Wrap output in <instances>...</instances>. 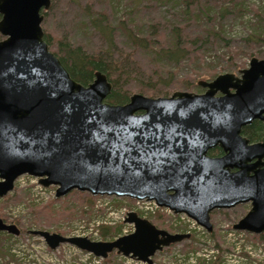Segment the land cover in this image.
Instances as JSON below:
<instances>
[{
	"label": "water",
	"instance_id": "obj_1",
	"mask_svg": "<svg viewBox=\"0 0 264 264\" xmlns=\"http://www.w3.org/2000/svg\"><path fill=\"white\" fill-rule=\"evenodd\" d=\"M51 0H0V197L28 174L55 196L71 190L154 200L212 230L210 212L250 201L233 229L264 231V142H249L241 127L264 120V59L252 57L240 76L198 81L203 93L166 97L139 93L123 104L96 70L76 81L43 38ZM219 92V95L216 93ZM220 147L222 156L208 150ZM133 231L112 240L30 230L50 248L68 243L105 258L116 251L146 264L164 246L189 237L157 228L128 212ZM0 230L18 234L0 217Z\"/></svg>",
	"mask_w": 264,
	"mask_h": 264
},
{
	"label": "rangeland",
	"instance_id": "obj_2",
	"mask_svg": "<svg viewBox=\"0 0 264 264\" xmlns=\"http://www.w3.org/2000/svg\"><path fill=\"white\" fill-rule=\"evenodd\" d=\"M46 11L40 25L57 57L63 53L61 41L107 58L129 55L136 71L121 80L129 96L203 93L206 88L198 81H211L222 73L240 76L252 57L264 59V0H51ZM99 12L106 13L112 28L111 47L89 21ZM176 29L178 44L187 50L177 64L157 55L176 43ZM134 32L146 40V46L132 41ZM55 189L42 186L38 177L22 174L0 197V217L20 228L18 234L0 232V264H146L115 254L94 257L69 244L50 249L42 237L27 233L43 229L111 240L133 231V224L125 221L128 212L170 233L189 234L155 252L154 264H264V231L254 234L232 228L250 209V201L213 209L208 231L185 213L157 207L153 201L78 190L56 197ZM106 226L116 228L115 232L103 236L100 229Z\"/></svg>",
	"mask_w": 264,
	"mask_h": 264
},
{
	"label": "trees",
	"instance_id": "obj_3",
	"mask_svg": "<svg viewBox=\"0 0 264 264\" xmlns=\"http://www.w3.org/2000/svg\"><path fill=\"white\" fill-rule=\"evenodd\" d=\"M46 10H43L42 13H46ZM89 21L94 26L99 34L106 39L108 47H111L113 39V31L109 25L106 13L99 12L96 15H90ZM178 30L175 31L176 43L168 48H162L158 50L157 55L166 58L167 60L173 61L175 64L179 62L181 58L185 55L187 50L183 49L178 43L180 42V36ZM44 40L48 44H51L50 36L47 33L43 34ZM132 41L137 42L141 46H146V40L144 38H139L137 34H132ZM62 54L58 57L66 67L72 78L80 82L83 85H86L92 81L94 77V72L99 70L103 72L107 78L112 83V89L109 95L106 97V101L113 104H122L128 101L129 94L127 93V88L121 80H128V76L132 77V74L135 73L133 67L134 62L131 60L128 54L121 53L119 58H107L104 54L99 53H85L81 47L69 46L65 41L60 42ZM169 58V59H168ZM171 74V73H170ZM120 80V83H119ZM140 81L142 79L140 78ZM143 83L146 85L147 80L144 79ZM242 133L247 136L250 140H264V122L259 120H254L249 125H246L242 128ZM101 234L103 236L109 234L110 232L114 233L116 228L113 229L110 226L101 228Z\"/></svg>",
	"mask_w": 264,
	"mask_h": 264
},
{
	"label": "flooded vegetation",
	"instance_id": "obj_4",
	"mask_svg": "<svg viewBox=\"0 0 264 264\" xmlns=\"http://www.w3.org/2000/svg\"><path fill=\"white\" fill-rule=\"evenodd\" d=\"M241 74V73H240ZM218 93V94H217ZM216 93V95H219L220 93L219 92H217ZM127 102V101H126ZM123 104V103H122ZM264 114V113H263ZM254 120H259V121H261V122H264V120H261V119H254ZM254 120H252V122L254 121ZM251 122V123H252ZM250 124V123H249ZM249 124H246V125H249ZM246 125H244V126H246ZM244 126H242L241 127V134H242V136H244V137H247V136H245L243 133H242V128L244 127ZM247 139L249 140V142H264V140H262V139H259V140H250L248 137H247ZM208 155L209 156H211V157H217V156H222L223 155V151H222V149L220 148V147H218V146H216V147H214V148H212V149H209L208 150ZM262 160H264V156H263V158H262ZM241 204V203H240ZM238 205V204H237ZM236 206V205H235ZM234 207V206H233ZM251 207V206H250ZM2 218V217H1ZM3 219V221L4 222H6V223H13V222H7L4 218H2ZM196 222V221H195ZM13 224H15V223H13ZM16 226H17V224H15ZM17 228H18V230H19V232L18 233H20V228L17 226ZM30 230H35V229H30ZM30 230H27V233H30L29 231ZM40 230H43V229H40ZM48 231V230H47ZM0 232H5V233H7V234H12V233H9L8 231H5V230H0ZM50 232V231H49ZM31 234V233H30ZM59 234H61V233H59ZM33 235V234H32ZM61 235H63V234H61ZM36 236H39V235H36ZM63 236H67V235H63ZM73 236H80V235H73ZM39 237H41V236H39ZM87 237V236H86ZM43 238V237H42ZM43 240H44V238H43ZM92 240H97V239H92ZM45 241V240H44ZM45 243H46V241H45ZM47 244V243H46ZM61 244H68V243H59L55 248H57L59 245H61ZM173 244V243H172ZM69 245H71V244H69ZM47 246L50 248V246L47 244ZM71 246H73L74 248H76L77 250H79V251H82V252H84V253H86V254H90L89 252H87V251H84V250H81V249H79V248H77L75 245H71ZM165 247V246H164ZM163 247V248H164ZM55 248H53V249H55ZM50 249H52V248H50ZM158 251V250H157ZM156 251V252H157ZM110 254H115V255H117V257H124V258H127L126 256H123V255H121V254H118L116 251H112V252H110V253H108V255L105 257V258H103V259H106ZM154 255V254H153ZM152 255V256H153ZM94 256V255H93ZM152 256H151V258H152ZM94 257H96V256H94ZM102 258V257H101ZM131 259H134V260H136V261H138L137 259H135V258H131Z\"/></svg>",
	"mask_w": 264,
	"mask_h": 264
},
{
	"label": "built area",
	"instance_id": "obj_5",
	"mask_svg": "<svg viewBox=\"0 0 264 264\" xmlns=\"http://www.w3.org/2000/svg\"><path fill=\"white\" fill-rule=\"evenodd\" d=\"M137 202H142V203H146L147 201H137Z\"/></svg>",
	"mask_w": 264,
	"mask_h": 264
}]
</instances>
